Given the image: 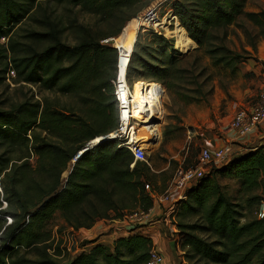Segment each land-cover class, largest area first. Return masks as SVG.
<instances>
[{
  "label": "trees",
  "instance_id": "trees-1",
  "mask_svg": "<svg viewBox=\"0 0 264 264\" xmlns=\"http://www.w3.org/2000/svg\"><path fill=\"white\" fill-rule=\"evenodd\" d=\"M140 1L0 0V87L12 70L15 82L77 101L63 106L47 99L0 101V264H58L61 252L53 247L50 230L56 217L63 229L88 230L98 221L123 220L127 211L152 207L144 186L151 187L150 179L155 186L158 178L149 164L136 162L131 168V154L112 141L84 150L117 124L112 81L118 53L101 42L120 34L136 16ZM247 2L172 0L171 9L187 42L196 44L194 52L201 50L213 66L233 73L250 52L229 49V29L239 30L253 52L264 35V10L246 11ZM63 6L79 8L116 30L99 29L98 22L91 26L64 19L56 10ZM26 21L32 25L24 29ZM141 30L127 81L159 83L183 103H198L202 86L190 90L186 85H197L203 77L206 67L201 58L191 62L192 71L199 70L194 76L183 68L185 57L174 50L172 40L152 29ZM66 33L73 35L72 44L64 40ZM182 35L178 31L177 36ZM210 79L207 76L204 82ZM231 156L191 185L185 200L177 203L184 217H196L191 223H177L178 245L188 260L197 258L204 264H264V219L253 211L244 214L215 181L236 180L247 205H258V197L264 195V140ZM97 241L63 264H146L154 248L151 237L134 227L116 238L111 248Z\"/></svg>",
  "mask_w": 264,
  "mask_h": 264
},
{
  "label": "rangeland",
  "instance_id": "rangeland-1",
  "mask_svg": "<svg viewBox=\"0 0 264 264\" xmlns=\"http://www.w3.org/2000/svg\"><path fill=\"white\" fill-rule=\"evenodd\" d=\"M171 2L172 0H141L138 4L139 9L138 12H136V16L126 22L120 31V34L116 37L108 38L110 40L109 42L107 41L108 43H105V41L101 42L115 48L119 56V51L116 44L117 40L118 38L125 37L132 27L137 28L135 36H137V33L140 29H142L141 33H145L148 29H152L154 31L153 26H147V24L144 22L143 16L149 8L155 7V11L157 12V17L159 20L158 24L161 25V27L156 28V31L158 30L160 34L166 39L172 40L174 50L182 54V57H185L183 68L194 72L191 69V62L195 58H201L202 66L206 67V71L203 77L198 80L197 85H186L190 90L200 85L202 86L203 94L198 95L197 97L199 102L192 104L194 107L183 112L185 116L189 117L193 123L200 127V131L205 135V142L202 141L200 145L197 143L196 148L194 147L193 142L190 143L188 146L187 155L181 164L179 161L170 160L168 157L160 158L158 156V152L165 151V144H161L159 149L155 151V147L158 145L161 138L159 125L157 126L156 143L150 144L147 162L150 167L154 169L155 164L153 161L156 158L161 160L158 164L159 166H157V169L154 170H160V173H158L159 175H156V177L160 178L162 183L159 187H157L152 184L153 180L150 179L149 184L151 185L150 188L153 186L154 189L160 193H162L167 188L177 170L185 169L195 163L194 159L197 157V154L202 147H214L217 145L215 142L216 139L219 140L222 139V137H226V131L229 129L230 121L235 112L241 108H249L256 104L258 101V96L264 87V66L262 65V63H264V35L258 39V42L256 43V51L253 52L247 45L242 33H240V31L235 27L230 28L229 38L227 41V46L229 49L235 52H242L243 50H246L250 52V55L237 65V68L233 73L230 71V69L223 68L221 66L215 67L212 65L209 58L202 54L201 50L194 52L196 49L195 43L194 45H190L187 42V34L179 25L177 18L173 16ZM50 6H52V4H50ZM245 9L246 11H259L261 9L264 10V0H248ZM56 10L57 15L63 16L64 19H77L80 24L96 26L98 22V18L81 11L79 8L72 9L63 6L57 7ZM170 15L174 17V19H172ZM31 25V21H26L22 27L25 29L29 28ZM98 28L104 29L108 32L116 30L114 25L106 26L99 22ZM178 31H182L183 35L181 38L177 36ZM64 40L72 44L74 42L73 35H65ZM5 42L6 40H1V43ZM182 57L180 56L179 59ZM198 73L199 70L195 71L194 76H197ZM207 76H210L211 79L205 83L204 79ZM14 79L15 75L14 77H7V81H5V83L0 87V101L8 99L10 102H22L25 99H28L31 102H41L42 100L47 99L53 102H59V106H63L64 104L72 105L77 102L72 96H62L59 94L46 92L40 90L37 86L22 82H15ZM136 82L146 81L134 80V88H136L140 94L138 89V87H140V83ZM146 86L147 89L145 94H148L149 96H153L159 91V88L154 84H149ZM163 89L166 90L165 87ZM175 98L177 99L176 93L174 94V112L178 113L180 103L177 101L178 99L176 100ZM149 100L154 101L153 99ZM154 102L158 111L161 112L162 109L160 108V100H158V102ZM233 137L234 139L230 143L231 147L234 146L242 149L247 148L244 144L240 143L242 139L237 138L234 134ZM176 139L179 141L180 137L178 136ZM208 142L210 143L208 144ZM242 153L243 150L240 152L237 149H233L232 147V155H239ZM225 164L226 162L218 166L213 165L206 168V176L212 174L214 169L220 168ZM151 174H153L152 171ZM64 178L65 176H62V179ZM215 181L225 192V194L230 196L232 200H234L236 203H239L240 206L243 207L244 214L250 215V213L253 211L252 214L255 216L259 206L264 201V195L260 196L258 194V196H260L258 197L260 198L258 205L248 206L246 197L239 191V183L236 180L228 177H221L215 179ZM173 205L175 204L173 203ZM161 209L163 210L162 212L160 211L159 214L151 215L150 219H148L144 225H139V222L128 217L133 210L130 212L127 211L125 215L126 217L124 216L126 223L106 222L104 223L106 229H104L103 232L100 231V233H86L85 231L78 233L67 228L63 229L61 220L56 217L50 224V230L52 233L53 247L55 248V246H58L59 251L61 252V255L57 257L58 264H63L82 250L87 251L89 248H91V242L94 239H97V242L104 244L108 248H111L113 241L116 238L127 235L130 229L129 227H134L135 232L146 234L151 237L154 248L158 249L162 254L163 264H204L202 261L198 262L197 258L188 260L185 255V250L182 251L178 245L177 223L180 221H187L191 223L195 221L196 217H184V211L179 206H177V204L175 205L173 211H169L168 206H164ZM126 228L129 229L126 230ZM173 244H177V246L173 248ZM50 253L54 254V250H51ZM28 256L32 257V255Z\"/></svg>",
  "mask_w": 264,
  "mask_h": 264
},
{
  "label": "built area",
  "instance_id": "built-area-1",
  "mask_svg": "<svg viewBox=\"0 0 264 264\" xmlns=\"http://www.w3.org/2000/svg\"><path fill=\"white\" fill-rule=\"evenodd\" d=\"M170 17L174 19L171 15ZM143 20L147 26H153L154 31L160 34L158 30L156 31V28L161 27V25L158 24L159 20L155 7L147 10L143 16ZM104 41L106 43L108 40ZM119 63L118 56L116 74L112 81L113 96L116 103L117 124L112 131L98 139L101 141L115 142L117 148L128 151L133 158V163L130 165L132 168L136 162L148 164L147 155L149 153L150 143L156 136L157 126H160V123L154 124L151 120L154 118L160 121L161 112L155 110L153 113H150L145 108L143 100L147 97L144 94L147 89L146 85L154 84L159 88V91L149 98L156 102L158 100L161 102L164 89L160 88V84L158 83L136 82L140 83L139 91L141 93L143 92L139 94V99H136L134 95V82L129 83L126 78L129 58L123 71H120ZM7 77H14V72L9 70ZM262 124H264V87L258 96L256 104L249 108H241L235 112L230 121L229 130L237 138L242 139L253 133ZM92 142H89L84 150L87 147L93 146L91 144ZM80 153L78 152L76 157ZM231 155L232 147L230 145L201 148L197 154L195 163L185 169L177 170L162 194H158L146 184L144 189L152 199V207L148 211L133 210L128 217L139 223H145L150 219L156 208L161 210L163 206H168V210L173 211L178 202L185 200L186 190L204 176L206 168L225 163ZM255 215L258 219H264V201L259 206ZM146 264H163V257L158 249L153 248L150 250Z\"/></svg>",
  "mask_w": 264,
  "mask_h": 264
},
{
  "label": "crops",
  "instance_id": "crops-1",
  "mask_svg": "<svg viewBox=\"0 0 264 264\" xmlns=\"http://www.w3.org/2000/svg\"><path fill=\"white\" fill-rule=\"evenodd\" d=\"M176 99V98H175ZM178 99V98H177ZM176 99V100H177ZM180 103V107L178 110V113L174 112V95L171 93L164 92V95L161 100V105L160 108L162 109L161 111V120H160V132H161V138L158 143V145L155 147V151L159 149L161 144H165V151L158 152L160 158H169L170 160H175L179 161L180 164L182 161H184L186 155H187V150L188 146L190 143H194V147H197V143H200L203 141L205 142V135L200 131V127L197 126L195 123H193L189 117L185 116L183 112H185L187 109H190L194 107L192 104H185L179 99L177 100ZM190 128V129H188ZM201 135V136H199ZM180 137L179 141H177L176 137ZM207 138V137H206ZM233 133L228 129L226 131V137H222V139L215 140L216 146H223V145H230L231 141H233ZM264 140V124L259 126L257 130H255L253 133L248 135L245 138H242V141L240 143L244 144L247 148L254 147L256 145L261 144V141ZM210 142H208L209 144ZM207 144V145H208ZM233 149H237L238 151L243 152L246 151L247 148H239V147H234L232 146ZM203 148V147H202ZM196 158L194 159L195 162ZM161 160L155 159L153 161L154 169H157L158 164L160 163ZM150 166V165H149ZM154 169L151 168V171L155 175H159L160 170L155 171ZM161 179L158 178L157 183L155 186L159 187L161 185ZM154 189V188H153ZM166 190V189H165ZM164 190V191H165ZM158 194H162L159 191L155 190ZM164 207V206H163ZM160 211L162 212L163 210L161 209H154L152 215L159 214ZM126 223V221L123 220H101L95 223V225L88 230H78L76 232L80 233L82 231H85L86 233H96V232H103L104 229H106V226H104V223ZM145 223H139V225H144ZM132 229L133 227H129ZM129 228H126L128 230ZM129 229V230H130ZM71 230V229H69ZM75 232V231H73Z\"/></svg>",
  "mask_w": 264,
  "mask_h": 264
},
{
  "label": "bare ground",
  "instance_id": "bare-ground-1",
  "mask_svg": "<svg viewBox=\"0 0 264 264\" xmlns=\"http://www.w3.org/2000/svg\"><path fill=\"white\" fill-rule=\"evenodd\" d=\"M136 29L137 28L132 27L131 30L129 31V33L125 37L118 38V40H117L116 44H117V49L119 51V62H120L119 68H120V71H123L125 68V64L127 62V59L129 57V53H130V51L132 49V45L134 43ZM138 89H139V87H138ZM142 93L140 92V94H142ZM134 95H135L136 99H139V93H138L136 88H134ZM146 96H147L146 99L143 100V102L145 103L144 105H145L146 110L150 111V113H153L155 110L158 111L157 106L155 105V102L152 100H149L150 96L148 94H146ZM154 139L156 140V136L154 137ZM150 144H153V143H150Z\"/></svg>",
  "mask_w": 264,
  "mask_h": 264
},
{
  "label": "water",
  "instance_id": "water-1",
  "mask_svg": "<svg viewBox=\"0 0 264 264\" xmlns=\"http://www.w3.org/2000/svg\"><path fill=\"white\" fill-rule=\"evenodd\" d=\"M135 40H136V36H135V39H134V43H135ZM134 43H133V45H132V49H131V51H130V53H129V57H128L129 59H130V56H131V53H132V50H133V47H134ZM159 87H160V88H163L162 85H159ZM164 92H165V90H164ZM151 122L154 123V124H159V123H160V121H159L158 119H154V118L151 120ZM100 141H101V140L97 138V139H94L93 142H92L91 144H92V145H95V144L99 143ZM151 143H153V144L156 143V140L153 139V140L151 141ZM83 151H84V150H83ZM83 151H81V153H82ZM81 153H80V154H81ZM73 163H74V161H73Z\"/></svg>",
  "mask_w": 264,
  "mask_h": 264
}]
</instances>
